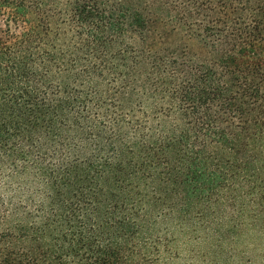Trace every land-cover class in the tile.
<instances>
[{"label":"trees","instance_id":"trees-1","mask_svg":"<svg viewBox=\"0 0 264 264\" xmlns=\"http://www.w3.org/2000/svg\"><path fill=\"white\" fill-rule=\"evenodd\" d=\"M1 190L0 264H172L231 208L264 232V0H0ZM234 247L186 264H264Z\"/></svg>","mask_w":264,"mask_h":264},{"label":"rangeland","instance_id":"rangeland-1","mask_svg":"<svg viewBox=\"0 0 264 264\" xmlns=\"http://www.w3.org/2000/svg\"><path fill=\"white\" fill-rule=\"evenodd\" d=\"M163 36L161 38L162 46L169 48L185 49L187 52L200 55L201 47L196 36H193L184 27L175 24L164 18L159 24ZM148 113H151L148 110ZM1 195H5L7 198L16 195L15 192L0 191ZM229 214L223 218H217L212 224L208 226L198 225L192 228L186 225L184 228V234H179L178 225H172L168 223L164 218L161 220V227L173 228L175 235L179 237L177 242L178 249L180 250V257L172 264H186L188 262L187 257L190 252L204 253L208 252L214 246H236L238 253L233 249L235 255L229 257L236 259L240 252H250L256 249L264 250V232L262 231L263 224L256 223H243L237 215L239 212L231 209H227ZM234 217V219H233ZM197 229V230H195ZM218 230V233H215ZM213 246V247H212ZM232 248V247H231ZM235 248V247H234ZM264 253V251H257V254ZM247 256H251L247 253Z\"/></svg>","mask_w":264,"mask_h":264}]
</instances>
